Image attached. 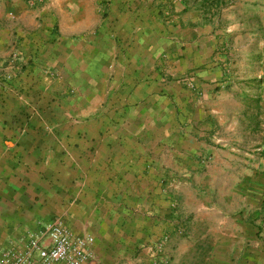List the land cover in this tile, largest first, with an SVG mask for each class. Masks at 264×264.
<instances>
[{
    "label": "rangeland",
    "instance_id": "obj_1",
    "mask_svg": "<svg viewBox=\"0 0 264 264\" xmlns=\"http://www.w3.org/2000/svg\"><path fill=\"white\" fill-rule=\"evenodd\" d=\"M168 2L183 5V0L1 2L0 30L8 54L0 66V109L16 107L15 102L21 110L53 109L55 113L49 114L52 124L87 123L90 137L95 138L98 125L103 124L106 139L112 140L118 136L113 129L124 125L134 138L151 141L153 185L167 192L172 212L168 241L186 242L189 237L191 241L181 264H224L225 257L212 262L214 248L223 245L217 240L226 230L236 227L233 232L238 233L240 225L257 219V208H251L246 191L253 174L259 173L258 160L264 158L261 152H248L240 131L231 139L243 147L211 149L212 142L202 134L197 139L202 153L194 149L184 155L178 126L188 123L192 109L177 102L169 89L182 80L184 89L198 102L206 87L187 72L175 76L170 71L177 66L167 55H174L177 48L167 53L169 44L162 35ZM187 2L186 7L194 6L200 12L202 26L216 32L222 61H233V67L226 66L225 71L230 75L232 70L233 75L213 87V93L218 88L224 97L264 95V0ZM203 37L201 56L206 61L207 48L214 41ZM33 46L42 53H23ZM146 91L153 95L144 103L141 95ZM6 92L16 93L19 100H8L1 107ZM229 102L243 111L240 101ZM160 165L168 167V175L160 173Z\"/></svg>",
    "mask_w": 264,
    "mask_h": 264
},
{
    "label": "crops",
    "instance_id": "obj_2",
    "mask_svg": "<svg viewBox=\"0 0 264 264\" xmlns=\"http://www.w3.org/2000/svg\"><path fill=\"white\" fill-rule=\"evenodd\" d=\"M187 1L183 0L180 6L167 3V25L162 29L164 42L169 44L166 52L177 48L174 55H167L177 66L170 71L175 76L187 72L206 87L198 102L184 89L182 80L173 82L174 86L169 89L168 94L177 102L182 101L192 109L188 123L182 128L178 126L184 155L194 149L199 153L192 154L202 153L197 143L202 134L212 142L211 149L240 147L231 139V135L240 131L248 152H261L264 158V95L239 97L227 93L224 97L218 88L213 93V87L233 75L231 69L230 75L225 72L226 66L233 67V61L226 58L225 63L222 61L216 32L202 26L200 12L194 6L186 7ZM1 2L24 4V0ZM3 14L0 8V19ZM1 33L0 30V66L8 54L4 53L7 47L2 44ZM205 35L214 41L207 48L210 54L205 56L206 61L201 56L205 51L202 46ZM23 53L40 55L42 52L33 46ZM152 95L150 91L142 93L144 103ZM11 99L19 100L13 92L2 95L1 107ZM229 101H240L243 111L235 110ZM15 106L0 109V250L10 245L22 249L34 236H41L40 242L45 244L44 228L61 222L75 234L94 238L90 264H181L184 261L190 237L186 242L175 238L168 241L172 212L167 192L153 185L151 141L134 138L124 125L113 129L118 136L112 140L106 139L103 124L98 125L96 137H90L87 123L52 124L49 114L55 113L53 109L34 112V109H19L20 103L15 102ZM252 137L254 141H250ZM190 140L195 147L188 145ZM214 157L215 154L212 160ZM256 168L259 173L251 177L246 196L251 198V208H257V219L240 225L238 233L233 232L236 227L226 230L217 240L223 245L214 248L212 262L225 257L224 264H264V234H261L264 160H258ZM160 173L168 175V167L160 165Z\"/></svg>",
    "mask_w": 264,
    "mask_h": 264
},
{
    "label": "built area",
    "instance_id": "obj_3",
    "mask_svg": "<svg viewBox=\"0 0 264 264\" xmlns=\"http://www.w3.org/2000/svg\"><path fill=\"white\" fill-rule=\"evenodd\" d=\"M42 237H31L22 249L10 245L0 250V264H90L93 258L94 238L78 235L61 222L44 228ZM165 243V239H164ZM163 243V245H164ZM160 248L161 245H157Z\"/></svg>",
    "mask_w": 264,
    "mask_h": 264
}]
</instances>
